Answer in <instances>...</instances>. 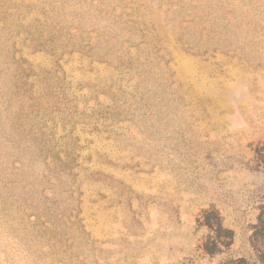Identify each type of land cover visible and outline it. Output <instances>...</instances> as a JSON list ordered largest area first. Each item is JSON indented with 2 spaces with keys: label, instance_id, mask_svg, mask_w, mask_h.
<instances>
[{
  "label": "rangeland",
  "instance_id": "rangeland-1",
  "mask_svg": "<svg viewBox=\"0 0 264 264\" xmlns=\"http://www.w3.org/2000/svg\"><path fill=\"white\" fill-rule=\"evenodd\" d=\"M239 260L264 264V0H0V264Z\"/></svg>",
  "mask_w": 264,
  "mask_h": 264
},
{
  "label": "trees",
  "instance_id": "trees-1",
  "mask_svg": "<svg viewBox=\"0 0 264 264\" xmlns=\"http://www.w3.org/2000/svg\"><path fill=\"white\" fill-rule=\"evenodd\" d=\"M205 225L209 228V235L203 244V249L209 254H215L228 248L233 240V231L225 227L217 210L213 207L203 213ZM239 264H249L239 260Z\"/></svg>",
  "mask_w": 264,
  "mask_h": 264
}]
</instances>
